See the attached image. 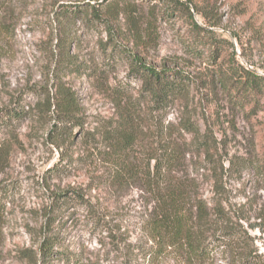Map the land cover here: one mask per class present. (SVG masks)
Here are the masks:
<instances>
[{
    "label": "rangeland",
    "instance_id": "obj_1",
    "mask_svg": "<svg viewBox=\"0 0 264 264\" xmlns=\"http://www.w3.org/2000/svg\"><path fill=\"white\" fill-rule=\"evenodd\" d=\"M152 4L0 0V109L19 103L28 110L11 133H0V185L9 189L0 221V264H41L38 246L47 236L57 242L48 264H67L63 253L71 255V264L148 263L135 247L148 246L138 225L145 206L140 193L112 189L113 165L98 154L106 148L97 130L117 116L119 95L148 103L143 73L133 68L136 57L192 75L197 82L190 94L195 119L202 127L208 120L222 138V154L247 162L240 175L221 181L230 200L226 210L248 234L246 243L216 242L199 264H242L252 257L254 264H264V0H221L223 26L204 41L188 43V19L160 22L155 26L158 40L147 42L144 28ZM134 6V12L127 9ZM214 41L221 52L216 56L206 49ZM61 53L70 59L58 68ZM242 66L260 76L263 86L244 87ZM220 73L233 77L229 90L214 83ZM60 86L74 92L83 124L58 138L57 145L49 98L54 102ZM179 112V107L170 108L168 118L175 121ZM199 158L198 164L212 165ZM202 166L199 183L212 198V173ZM55 195L59 201L51 211ZM155 264L189 261L168 254Z\"/></svg>",
    "mask_w": 264,
    "mask_h": 264
},
{
    "label": "trees",
    "instance_id": "obj_2",
    "mask_svg": "<svg viewBox=\"0 0 264 264\" xmlns=\"http://www.w3.org/2000/svg\"><path fill=\"white\" fill-rule=\"evenodd\" d=\"M146 1L154 3L144 28L150 44L158 40L155 37L158 28L155 26L162 21L174 20L177 23L188 19L192 30L184 38L187 43L204 41L209 35L215 34L214 28L222 27L224 23L221 0ZM127 9L134 12L137 6ZM139 33L136 30V38ZM230 45L233 44L230 42ZM206 49L212 56L221 53L217 41L211 42ZM69 59L68 53H61L57 67ZM135 59L133 68L143 73V94L147 96L148 103L143 104L137 98L124 99L119 95L116 102L117 116L97 130L100 136L98 142L104 143L106 148L99 151V157L113 165L108 178L112 189L121 191L130 188L140 193L145 206L142 215L138 216V225L146 235L145 244L148 246L135 247L141 249L139 253L148 261L147 264L158 263L168 254L183 255L189 264L205 263L216 242L228 245L246 243L248 234L226 210L230 200L221 181L236 173L240 175L247 168V162L242 157L222 154V138L217 136L208 120L202 127L195 119L196 108H190V94L197 82L192 75L178 67H158L142 62L139 57ZM240 68L246 76L244 87L256 90L263 86L258 81L260 76L246 67ZM218 75H215L214 83H219L223 90H229L233 77L225 73ZM210 85L207 84L210 91L217 90L213 84ZM175 106L180 108V112L173 121L168 118V113ZM52 107V132L56 135L54 142L59 145L58 138L83 123L78 100L72 90L60 86L54 102L49 98V108ZM27 114L28 110L19 103L1 107L0 133H11L15 124L25 119ZM3 150L0 143V153ZM195 156H198V160L194 159ZM201 156H204L203 161L212 165L207 167L198 164L201 163ZM201 166L212 173L215 193L212 198L205 196L204 188L199 183V177L203 174L199 168ZM8 191V186L0 185V221L4 217L2 207L5 205L4 200L9 197ZM53 199L51 211L56 209L58 195ZM47 227L45 224L43 229ZM56 243L51 236L41 240L37 253L41 264H48L53 259ZM33 257L36 260V253ZM70 257L69 253L62 254L67 264L72 262ZM253 258L245 259L242 264H254Z\"/></svg>",
    "mask_w": 264,
    "mask_h": 264
}]
</instances>
